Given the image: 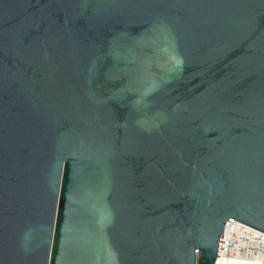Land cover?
<instances>
[{"label":"water","instance_id":"water-1","mask_svg":"<svg viewBox=\"0 0 264 264\" xmlns=\"http://www.w3.org/2000/svg\"><path fill=\"white\" fill-rule=\"evenodd\" d=\"M264 233V0H0V264H217Z\"/></svg>","mask_w":264,"mask_h":264},{"label":"built area","instance_id":"built-area-1","mask_svg":"<svg viewBox=\"0 0 264 264\" xmlns=\"http://www.w3.org/2000/svg\"><path fill=\"white\" fill-rule=\"evenodd\" d=\"M264 233L234 219L226 222L221 249L223 258L260 260L264 263Z\"/></svg>","mask_w":264,"mask_h":264},{"label":"bare ground","instance_id":"bare-ground-1","mask_svg":"<svg viewBox=\"0 0 264 264\" xmlns=\"http://www.w3.org/2000/svg\"><path fill=\"white\" fill-rule=\"evenodd\" d=\"M263 235V234H260ZM264 240V235L262 236ZM234 258H221L217 264H264L260 260H245L239 256H233Z\"/></svg>","mask_w":264,"mask_h":264}]
</instances>
